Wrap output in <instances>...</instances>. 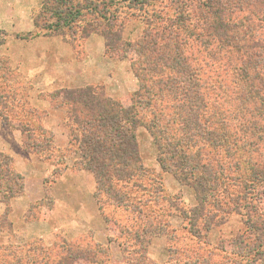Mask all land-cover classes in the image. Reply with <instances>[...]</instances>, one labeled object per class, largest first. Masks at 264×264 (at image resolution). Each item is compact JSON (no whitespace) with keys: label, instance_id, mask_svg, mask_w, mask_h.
<instances>
[{"label":"trees","instance_id":"16d2710c","mask_svg":"<svg viewBox=\"0 0 264 264\" xmlns=\"http://www.w3.org/2000/svg\"><path fill=\"white\" fill-rule=\"evenodd\" d=\"M116 1L41 0L40 8L49 16L42 25L38 14L33 19L36 29L67 28L73 37L83 22V37L101 34L106 48L112 41L124 57L129 52L135 56L132 67L140 89L130 97L131 103L109 99L90 86L54 91L76 125L70 143L78 165L94 174L99 210L107 223L112 222L116 236L129 242L128 247L120 243L122 252L131 251L127 261L109 264H154L145 257L152 238L163 236L171 243L177 231H186L199 245L190 249L184 264H242L248 257L251 264L264 258V0H197L194 10L180 0H170L178 3L170 10L167 4H154L160 0H119V7L127 8L123 22L138 19L144 25L137 39L126 42L121 38L122 23L112 33L108 25L104 30L80 18L82 11L97 13L101 6L105 20H116ZM50 18L54 20L48 22ZM139 127L151 134L162 171L193 187L196 206L182 207L179 198L165 193L157 176L138 165ZM20 129L24 143L34 142L40 154L52 147L51 133L42 143L28 125ZM10 163L0 154V191L5 199L24 190L22 182L10 183L22 179L13 174ZM100 197L127 211L129 223L107 216ZM161 203L176 207L180 226L171 228L168 215H161ZM241 206L251 215L243 222L249 236L242 232L219 238L216 247L204 243L230 213L240 214ZM202 246L207 248L205 256L199 254ZM167 250L166 264L179 261L177 249L169 245ZM214 250L221 254L219 263ZM79 252L80 258L92 253L96 261L101 254L97 247Z\"/></svg>","mask_w":264,"mask_h":264},{"label":"rangeland","instance_id":"374dc122","mask_svg":"<svg viewBox=\"0 0 264 264\" xmlns=\"http://www.w3.org/2000/svg\"><path fill=\"white\" fill-rule=\"evenodd\" d=\"M5 1H0V14L3 15L4 20H7L10 12L4 11L8 8V0ZM180 1L186 3L187 7L191 9L194 8L195 4H198L197 0ZM114 4L117 7L121 5L119 0ZM154 4L157 6L167 4L168 10H170L178 3L160 0ZM40 7L41 0L31 15L33 21L38 14L41 17H39L38 23L42 25L45 21L43 19L48 17L49 13L43 12ZM100 8L97 13L82 11L80 18H83L85 22L99 24L104 30L108 25L110 26L108 31L110 30L112 33L116 32V29L123 24L121 38L124 42L137 39L141 35L144 27L142 21L127 19L123 22V12L127 11L126 7H119L118 12L115 13L118 16L116 20L111 19L109 21L104 19L106 12ZM52 20L54 18L47 21L51 22ZM78 26L79 29L76 31L75 37L68 34L67 28H59L55 31L52 30V32L37 28L34 32L21 34V37L29 40L41 36L48 40L47 43L61 44L63 46V53L61 52V54L64 59L68 60V57L69 59H71L70 57L82 59L87 53L86 38L88 36L83 37L81 32L82 26L86 25L79 22ZM113 43L110 41L106 48V58L92 60L95 63L96 71L101 73V79L82 87H59L56 90H71L90 86L101 89L109 99L131 103L130 97H134V93L140 89L139 79L135 76V68L132 67L135 56L129 52V55L124 57L120 51L114 49ZM24 44L26 49L21 47L23 52H20V55H27V46L29 45L27 42ZM17 46L13 37H9L8 34L5 35L0 29V154H5L10 158L9 168L13 174H19L22 177L21 180L11 181V184L22 182L24 189L26 177H28L27 184L31 196L36 197L42 193L46 196H40V199H35L24 207V198L17 205H13L14 198L21 196L24 190L20 193H11L14 195L6 199L0 191V264H109L110 262H125L126 254L131 251L122 252L120 243L123 242L125 243L124 247H128L129 242L126 238H123L122 241L120 236H116L117 230L112 222L107 223L104 220L99 210L98 199L95 196L96 180L94 174L80 167L77 163V154L70 143V133H74L76 125L68 118V116L70 117L69 107L65 102L63 103L62 100L54 97L55 90L40 92L39 89L24 79V69L20 70L15 63L18 60L16 56L19 52V46ZM44 46L46 44H43ZM51 49L49 47L47 53L54 55L55 50L59 51L61 47H51ZM194 49L195 46L191 50L192 53H195L196 50L194 51ZM221 70L223 69L218 71ZM78 83L82 84L81 80ZM37 98L46 99L54 107L63 111L66 145L57 146L54 143L53 132L47 125V122L53 121L52 117L45 110L35 107L34 102ZM23 125L32 128L34 135L37 136V139L42 140V143H46L44 142L46 136L51 133L52 147L43 150L40 154L39 151H36L34 142L25 140L24 143V136L20 129ZM137 143L138 165L149 171V175L157 176L163 184L165 193L170 197L179 198L182 207L193 208L196 206V194L193 187L181 185L173 174L162 171L158 162L159 151L157 146L151 134L143 127L138 128ZM61 154L64 157L59 159L58 156ZM42 156L49 158L43 159ZM262 157H264V153ZM82 168L84 171L80 170ZM144 181L146 180H143V183L146 184ZM137 195H141L142 198L147 196L142 192H138ZM100 202L103 203L102 208L107 216L119 224L126 225L129 223L130 214L127 211L110 202L102 201L101 197ZM160 205L163 207L161 215L163 216L164 213L168 215L171 228L172 226L176 228L180 226V216L176 207L171 208L162 203ZM154 207L153 204L152 208ZM239 209L240 214L230 213L224 224L210 231L207 241L203 239L200 242H208L210 246L216 247L219 238L231 239L239 233H245L247 228L243 222L246 216L250 215L248 214L249 208L241 206ZM176 235L177 238L171 243H168L165 238L163 248L160 247L159 242L155 241L152 244V240L150 241L145 250V257L150 263H168L170 259L167 248L170 245L179 253V261H171V263L184 264L190 249L197 248L199 245L186 231H177ZM245 236L248 237L249 233H245ZM248 242L251 244L255 242L254 237H249ZM85 247L91 249L97 247L101 250V254L98 253L100 254L98 261H96L97 256H92V253L80 258L79 250ZM202 247L204 249L200 253L197 252L196 255L198 253L206 255L207 248ZM92 252L95 253L94 250ZM213 252L214 259L219 263L222 260L219 250ZM249 259L251 258L248 257L243 260L239 258L242 260V264L251 262ZM251 264H264V258L252 261Z\"/></svg>","mask_w":264,"mask_h":264},{"label":"crops","instance_id":"0c3cea01","mask_svg":"<svg viewBox=\"0 0 264 264\" xmlns=\"http://www.w3.org/2000/svg\"><path fill=\"white\" fill-rule=\"evenodd\" d=\"M0 1L4 2L5 0ZM7 2L8 8L4 11L8 10L10 13H7L10 16L7 20H4L3 15L0 14V29L5 35L8 34L9 37H13L16 45L19 46H17L19 52L16 56L18 60L15 63L20 70L24 69V79L29 81L36 89H39L40 92H52L59 87H82L102 78L101 73L96 71L95 63L92 60L106 58V41L104 37L97 33L88 35L86 38V56L82 59H74L72 57L69 59L68 57V60H66L61 54V52L63 53V46L61 44L47 43L48 40H45L41 36L33 37L29 40L21 37L23 33L35 31L36 28L31 14L38 7L40 0H8ZM5 5L7 6V3ZM26 42L29 45L27 46V55H20V52H23L21 47H26L24 44ZM43 44H46V46L43 47ZM59 46L61 49L59 51L55 50L54 55L47 53L49 47L51 49V47ZM79 80H81L82 84L78 83ZM34 104L36 108L45 110L52 117L53 121H50L51 123L47 122V125H49L53 132L54 143L57 146L66 145L67 139L64 135L63 111L54 107L46 99L37 98ZM80 170L84 171L83 168ZM27 181L28 177H26L24 193L14 198L13 205H17L24 198L25 207L31 201L40 199V196H45L44 193L36 197L34 195L31 196ZM155 241L159 242L161 248L165 245V238L163 236L153 237L151 243L153 244Z\"/></svg>","mask_w":264,"mask_h":264}]
</instances>
